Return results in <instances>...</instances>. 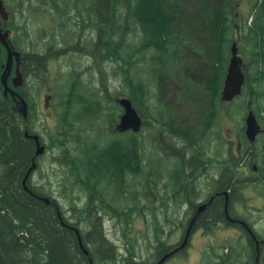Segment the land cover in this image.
<instances>
[{
    "label": "trees",
    "instance_id": "obj_1",
    "mask_svg": "<svg viewBox=\"0 0 264 264\" xmlns=\"http://www.w3.org/2000/svg\"><path fill=\"white\" fill-rule=\"evenodd\" d=\"M46 1L59 4L80 0ZM87 1L102 4L98 25L102 29L100 62L103 68L106 63L114 68L101 69L102 86L105 90L108 88V76L122 82V88L111 95L112 98L120 95L130 99L146 119L158 115L156 120L163 124L167 135L185 139L196 129L202 130L200 126L196 127L197 124L218 119L219 109L225 105L221 93L231 48L237 43L239 56L244 61L246 82L241 96L233 101H241L233 113L247 111L250 104L253 112L263 114L260 121L264 126V0H247L250 5L247 16L239 12L243 0ZM63 8L56 7L55 10L62 16L60 25L65 28L68 20ZM56 39L57 36L52 39L55 47ZM29 50L26 57L33 59L35 67V46L31 44ZM20 51L25 52L23 49ZM3 64L1 55L0 78ZM62 88L65 89L62 97L56 92L54 95V99H61L62 112L58 116L55 133L49 136L51 146L59 150L58 163L65 171L62 178L70 175L73 180L71 188L60 182V198L70 203L74 213L69 220L65 218L62 207L47 205L24 191L23 181L35 157V142L26 136V132L35 135V102L24 88L21 93L29 107L25 122L14 109V100L4 96L0 80V264H89L75 230L81 233L82 241L90 248L94 264L133 263V257L129 258L133 252L129 248L134 244L129 240L130 233H127L131 231L128 217L110 218L127 239L126 256L104 236L102 222L107 220L105 216H88L84 212H76L72 206L81 200L83 189L96 197L100 179L96 171L100 167L95 170L99 162L95 148L100 139L88 135L90 129L85 126L75 128L71 133L67 127L70 104L66 100L75 96L96 98L95 94L84 95L76 86L68 90L66 83ZM146 99L155 101L153 111L148 107L147 113L142 107ZM72 104L78 108L83 106L74 101ZM87 106L97 108L92 114L96 115L93 120L98 119L99 103L84 107ZM81 113L83 111L77 115ZM76 122L87 124L86 120ZM80 137L84 140L80 141ZM71 138H78V142L75 144ZM117 155L119 159L109 165L104 163L102 167L107 171L116 166L120 168L125 162L121 156L126 158L127 155ZM90 170L95 171L91 174ZM232 172L234 174L236 169ZM32 176L27 181L31 191L50 199L52 183L49 181L50 189L46 185L35 187ZM85 178L87 180L82 182ZM237 186L234 185V190L238 189ZM160 233L159 227L152 231L155 234L153 256L156 261L138 264H155L164 253L166 242ZM216 264H255V257L246 248H224ZM261 264H264V253Z\"/></svg>",
    "mask_w": 264,
    "mask_h": 264
},
{
    "label": "flooded vegetation",
    "instance_id": "obj_2",
    "mask_svg": "<svg viewBox=\"0 0 264 264\" xmlns=\"http://www.w3.org/2000/svg\"><path fill=\"white\" fill-rule=\"evenodd\" d=\"M3 3L6 11L9 13V19L5 22L0 16V24L3 31L10 32V42L12 43V31L8 29L9 21L12 18V9L6 0H3ZM24 4L28 7L34 6L29 2H25ZM22 5V2L18 0V3L14 6V10H18L19 14H21ZM56 5H59L61 8L64 7L63 10L68 20L67 27H60L64 31H67L71 25L70 13L80 14L79 16H84L88 21L87 25L83 23L79 27V33L76 34L77 37L74 40L61 39L60 36L62 35H51L52 33L49 35L44 27L40 33L39 28L36 27L35 67L33 59H27L26 57L29 52L18 51L12 44L13 48L21 53L20 72L23 75L24 82L19 93L22 94L21 91L26 88L29 79L32 76L35 77V98L38 97L40 99L42 97L41 100L43 101L44 99L45 108L49 111L52 108V101H54L55 95V83L51 81L52 72L50 71V65L55 60L54 57L57 58L68 53H74L91 61L92 65L90 68L80 69L79 72L83 76L92 73L97 77H101L100 71L103 69V67L101 68L103 64L100 62L102 29L98 26L102 4L98 2L92 3L87 0H80L79 2L63 1L59 2V4L46 1L42 4L39 2L35 3V10L41 8L51 10L53 9L52 6ZM52 30H54V26H51ZM54 36H57V47H55L52 40ZM46 45L48 48L44 50ZM6 61L1 66L2 69ZM15 69L16 64L14 63L12 72L14 76ZM13 77H11V80ZM93 83L97 86L99 84L102 85V81L91 80L87 88H90ZM83 84L86 87L87 84ZM69 86L72 88L76 86V89L79 86L82 88L81 82H76V79L72 80ZM78 90L84 93L83 89ZM86 94L84 93V95ZM120 98L123 97L110 99V109L112 111H104L112 119L103 122L102 118L100 121L102 125L99 124L92 128L93 132H95V137L100 139L99 145L95 148V153H97L99 159L95 170L100 167L99 171H96V176L100 177V179L96 187V197H93V194L83 189L84 193L80 194L81 200L75 204V211L84 212L88 216H105L107 220L102 222V231L106 239L113 246V241L108 236L111 231L116 233L118 227L115 226L113 220H110L111 217H128L131 222L130 226L132 227L135 225L136 218L138 217L158 216L161 218L160 225L162 226V221L166 224L164 231L169 235L170 239L168 243L165 241L164 253L157 259L158 261L182 246L187 239L185 247L172 254L165 264L186 254L192 247V244L197 241V237L202 239L197 243L198 245H203V248L207 249L213 248L204 238L206 234H212L217 231L223 233L234 231L238 233L240 242L247 245L245 247H249L256 257L257 255L260 257L264 253V236H261L254 230L251 223L245 218L244 212L239 217L236 216V211L238 212V207H240V203H237V201L241 202V196L247 190V187L250 188L257 185L262 191L264 188V154L258 155V152L254 153V151H257V143L263 142L264 144V126L261 121L257 119L261 126V132L254 142H251L247 137L246 123L240 129L239 135H236V140L231 136L222 137L219 135L216 131L217 121L220 122L224 114L219 115L217 121L214 118L211 123L197 124L196 127L200 126L202 130L196 129L191 136L182 139L177 136L167 135V130H163V124H159V121L157 122L158 115H155L156 118L149 116L146 119L144 115L138 113L134 103L129 99L132 107L141 118V129L139 132L133 130L120 132L118 125L124 113V109L119 104ZM73 101L70 98L66 100L67 104H70L69 111H72V106L77 107L72 104ZM74 102L77 105H83L79 108V112L84 111L86 108L84 106L86 105L99 103L97 102V98L88 97H78ZM89 102L92 103L87 104ZM225 105L227 104L225 103ZM92 111L93 109L90 111V114L83 112L86 115H72L70 112L68 116L70 122L67 124L70 133L75 131V128H78V124H82V126L86 124L76 121L86 120L87 123L91 120L95 121L93 119L96 115L92 114ZM50 115L53 116L51 111ZM88 116L92 117L88 119ZM101 116L99 114V117ZM145 129L146 133L143 134ZM35 135H39L41 144L46 148V154L48 145L42 141V137L37 130H35ZM71 139L75 140V144L78 142V138ZM143 140H145V145L143 144ZM51 145L52 143H50ZM235 145L237 146V153L232 154ZM51 148L50 151H54L55 154V156L53 155L55 157V164H59V150L53 146ZM117 153H126V158L125 156H121L125 162H123L120 168L116 166L112 169L108 168L107 171L102 166H104V163L109 165V163L112 164L113 161L119 159L116 157ZM43 156L35 158L37 168L39 166L38 161ZM231 164L237 167V169H246V167L252 169L253 175L256 178L245 177L246 179L241 180L232 177ZM95 170H90L91 174ZM86 180L85 178L81 181L84 182ZM62 181L71 188V181L73 180L70 178V175ZM237 181L239 183H236ZM60 182L57 183L58 186H60ZM84 184L87 185L86 183ZM235 184H238V189L236 190H234ZM50 191L52 204H57V207L61 209L62 206L57 200V188L53 186ZM243 197L246 198L245 195ZM204 206L205 208L201 210L200 208ZM64 212L66 213L65 218L66 216H72L71 211L68 210L66 212L64 210ZM192 222L193 225L190 227ZM242 222L249 227L251 232L241 225ZM89 231L90 229L88 228L87 232ZM74 232L77 235L76 231ZM79 234L81 236L80 232ZM252 234H254L256 239ZM237 244L240 245L239 243ZM83 245L89 253L88 256L85 255L89 264H94L89 251L90 248L86 247L84 242ZM256 263L260 264L259 261Z\"/></svg>",
    "mask_w": 264,
    "mask_h": 264
},
{
    "label": "rangeland",
    "instance_id": "obj_3",
    "mask_svg": "<svg viewBox=\"0 0 264 264\" xmlns=\"http://www.w3.org/2000/svg\"><path fill=\"white\" fill-rule=\"evenodd\" d=\"M12 9V18L11 21H9L8 29L12 31V44L14 47L20 51L23 49L25 52H30L29 50L31 48V44L35 46V29L36 27L39 28V32H42V28L46 29L47 33L50 35H62L60 36L61 39L65 38L66 40H74L77 36L76 34L79 33V27L82 26L84 23L85 25L88 24V21L84 18V16H79L75 13H70V20L71 25L67 31H64V29H61L62 27L60 25V19L61 15H59L55 8L59 6H52L53 9L46 10V9H39L35 10V3H43L44 0H19L22 2V11L21 14H19L18 10H14V6L18 3V0H6ZM25 2H29L33 4L34 6L28 7L25 6ZM250 10V5L247 3V0H243V3L241 7L239 8V12L244 14V16H247L248 12ZM80 11V10H79ZM51 26H54V30L51 31ZM27 34V36H26ZM40 35V34H39ZM16 44V45H15ZM49 45V44H48ZM47 45L44 47V50H47ZM20 49V50H19ZM28 50V51H27ZM52 55H54L52 53ZM63 55V54H62ZM2 58L4 60V63L6 61V52L2 54ZM55 60L50 65V71L51 73V81L55 83V90L54 94L56 92L57 96H63V93H65V89L62 88L63 85L67 86V89L69 90L71 86H68L72 80L76 79V82H81L82 88L79 86L78 89H83L84 93L89 94H95L97 98V102H99L100 105V116L95 121H90L89 123L85 124V128L90 129L88 132V135H90L92 138L95 136V132H93L92 128L95 126H98L100 121L103 118V122L107 121L108 119H112L108 113L104 111H112L110 109L111 103L110 99H112V96L122 88V82L120 80H116L112 76H108L107 78V84L108 88L105 90L103 89L102 85H96L92 84L90 88H87L90 81H102L101 77H97L92 73H88L86 76H83L82 73H80V69H86L90 68L92 65V62L87 60L86 58L80 56L79 54H66L61 57H54ZM103 65H101V68ZM103 69H114L113 66H111L110 63L104 64ZM71 75V77H70ZM73 75V76H72ZM14 76V75H13ZM12 76V77H13ZM83 76V77H82ZM11 82V81H10ZM83 83H86V87ZM11 84V83H10ZM28 90V95L32 99L33 102H35V126L37 132L41 135L42 140L44 143L50 146L51 139L49 134L55 132V127L58 121V116L61 114V103L60 98L54 99L52 101V108L51 113H53V116L50 115V111L45 108L44 99L43 101L41 98L38 97L35 98V77H31L29 81L27 82L26 86ZM125 87H123L124 89ZM97 94V95H96ZM112 95V96H111ZM79 96H75V98H72L74 101ZM118 97H121L120 95ZM65 98V97H64ZM66 100V98H65ZM241 101L238 100V102H233L228 105L223 106L220 110V115H223L220 122L217 121V132L219 135L223 136H231L236 140V135H239L240 129L244 127L245 123V116L246 111H242L239 114H234L237 104L239 105ZM154 99H146L143 103V109L147 113V109L153 111L154 109ZM225 107V108H224ZM92 109L90 107H86L83 112H86L87 114ZM97 108L94 107L92 112H96ZM103 110V111H102ZM116 111V110H115ZM73 115H76L79 113V108L72 107ZM104 112V113H103ZM109 112V111H108ZM228 113V115H227ZM104 114V117H103ZM144 114V113H143ZM257 119L260 121V118H262L263 114H260L256 111L254 112ZM81 115H86L85 113H81ZM146 115V114H145ZM102 125V124H101ZM78 127H83L82 124H78ZM146 133V129L143 132V134ZM84 138L80 137V141H83ZM143 144L145 145V140H143ZM257 145V151H254V153L258 152V155L264 154V144L263 142H259ZM52 148L48 149L45 156H43L39 161V166L37 170L33 174V181L35 183V187H41V185H46L48 189L55 186L57 188V200L62 206V209L66 212L71 211L70 203L60 198L59 192L61 189V186H58L57 183L59 181H62V175L63 171L61 169V166L59 164H55V157H53L54 151H50ZM237 146L235 145L233 147V153L236 154ZM57 153V151H55ZM234 160V158H233ZM254 166V165H253ZM236 169V172L233 174V169ZM231 173L232 177L235 176L236 179H246L245 177H251L256 178L255 175H253L252 169H249L246 167V169L239 168L233 166L231 164ZM49 181L52 183L51 187L49 188ZM236 183H239L238 181ZM59 187V189H58ZM246 196L243 197V196ZM237 203H240V207H238V212L236 211V216L243 215L242 212L245 214V218L251 223L254 230L260 234L261 236H264V188L263 191L260 190V188L257 185H254L250 188L247 187V190H245L241 196V202L239 200ZM73 207H75V204H72ZM71 214H74L73 211H71ZM240 217V216H239ZM242 217V216H241ZM72 216H66V219H71ZM161 218L158 216H148V217H138L136 218L135 225L131 227V231H127V233H130L129 237L131 242L134 244L129 249L133 250V252L130 253L129 258L133 257V263H125V264H138L139 262H154L156 261V257L153 255L155 254V234H152V231L155 227H159L160 231H163L160 233V236L164 241L170 242L169 235L164 231L166 224L162 221V226L160 225ZM162 227V229H161ZM114 230V228H113ZM118 231L109 233V238L111 241H113V244L118 247L120 250V253L125 254V244L127 242V239L124 238L122 235L121 230L118 228ZM226 234V235H225ZM118 237V238H117ZM227 237V239H225ZM205 241H208L210 245L213 246V248H203V245H198L197 243L200 242L202 239L197 237V241L192 244V247L188 250V252L184 255H182L181 258H175L171 261H169L167 264H216L217 257L219 254H222L224 248H246L250 253L251 249L249 247H245L247 245L242 244L239 240V234L230 231L228 233L223 232H214L212 234H206V237L204 238ZM218 243V244H217ZM239 243L240 245H238ZM242 245V246H241ZM211 246V247H212ZM215 247V248H214ZM135 252V256H133ZM254 254V252H253ZM263 256V254H261ZM259 257V262L261 264L262 256ZM127 256V253H126ZM255 257V254H254ZM120 261V258H119ZM125 262V261H124ZM120 263H123V261H120Z\"/></svg>",
    "mask_w": 264,
    "mask_h": 264
},
{
    "label": "water",
    "instance_id": "obj_4",
    "mask_svg": "<svg viewBox=\"0 0 264 264\" xmlns=\"http://www.w3.org/2000/svg\"><path fill=\"white\" fill-rule=\"evenodd\" d=\"M0 16L5 22L8 21L9 19V13L6 11L4 7L3 0H0ZM3 49L7 53V61L6 64L3 66V73L0 78L1 85L3 88V94L5 97L10 96L14 100L15 103L14 109L21 115V117L26 122L28 119V111H29L28 103L24 98V96L17 91L19 88L23 86V82H24L23 75L20 72L21 53L13 48L12 43L10 42V32L3 31L0 24V56L3 53L2 52ZM14 63L16 64L15 76L11 80L12 87H10L9 80L13 72ZM243 68H244V61L239 56L238 44L234 43L231 48V57L224 81L223 90L221 93V100L223 103H230L242 94V90L246 81V76ZM119 104L124 109V113L120 119L118 130L120 132H126L128 130L139 132L142 125L141 118L137 113V111L132 107V103L130 102V100L126 98L120 99ZM245 123H246L247 137L251 142H254L258 134L261 132V126L254 112L252 111L250 105H249L248 113L245 118ZM25 126L27 127V124H25ZM26 136L32 139L34 142H36V152H35V157L33 159V164L31 168L28 170L26 177L23 181L24 191L27 193L28 196H35V198L41 200L47 205L52 204V201L49 198L40 197L34 194L27 185V181L29 177L35 172L37 168V165L35 163V158L43 156L46 152V148L43 144H41L39 135H29L28 132H26ZM204 208L205 206L201 207L200 209L203 210ZM192 225L193 222L191 223L190 227H192ZM241 225L246 227L251 232V230L245 223L242 222ZM76 233L78 236L81 250L86 256H88L89 253L83 245L79 231L76 230ZM252 235L255 238L254 234ZM186 242L187 239L185 240L182 246L177 248L174 252L164 256L156 264H165L167 259L170 258L172 254L180 251L185 247ZM258 260H259V256L257 255L256 261L258 262Z\"/></svg>",
    "mask_w": 264,
    "mask_h": 264
},
{
    "label": "bare ground",
    "instance_id": "obj_5",
    "mask_svg": "<svg viewBox=\"0 0 264 264\" xmlns=\"http://www.w3.org/2000/svg\"><path fill=\"white\" fill-rule=\"evenodd\" d=\"M217 121V120H216ZM199 171V170H198Z\"/></svg>",
    "mask_w": 264,
    "mask_h": 264
}]
</instances>
